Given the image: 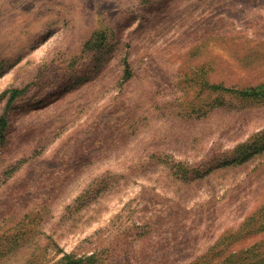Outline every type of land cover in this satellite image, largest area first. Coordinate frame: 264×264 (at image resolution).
<instances>
[{
  "label": "rangeland",
  "instance_id": "374dc122",
  "mask_svg": "<svg viewBox=\"0 0 264 264\" xmlns=\"http://www.w3.org/2000/svg\"><path fill=\"white\" fill-rule=\"evenodd\" d=\"M208 83L264 0H0V264H264V101Z\"/></svg>",
  "mask_w": 264,
  "mask_h": 264
},
{
  "label": "trees",
  "instance_id": "16d2710c",
  "mask_svg": "<svg viewBox=\"0 0 264 264\" xmlns=\"http://www.w3.org/2000/svg\"><path fill=\"white\" fill-rule=\"evenodd\" d=\"M209 88L212 91L220 92V91H226V92H233L235 95L243 100L250 101V102H259L264 101V83L255 85V86H246L244 88H229L224 87L222 84H210L208 83ZM21 89H10L9 90V99L8 103H12L15 98L18 96ZM6 124V115H2L0 117V125L4 126ZM5 127H0V131H2ZM237 149L233 150L232 153H234ZM247 156V155H246ZM245 156V157H246ZM228 162H231L230 159L227 158V161L223 164H226ZM206 171H203V173ZM196 174H202V172L198 171L197 169L194 171ZM200 176V175H199ZM89 257H85L82 254L77 253L76 251L72 252H64L63 256L59 260L57 264H84L83 259H88Z\"/></svg>",
  "mask_w": 264,
  "mask_h": 264
}]
</instances>
